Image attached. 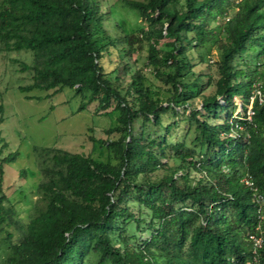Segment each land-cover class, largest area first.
<instances>
[{
  "label": "trees",
  "instance_id": "16d2710c",
  "mask_svg": "<svg viewBox=\"0 0 264 264\" xmlns=\"http://www.w3.org/2000/svg\"><path fill=\"white\" fill-rule=\"evenodd\" d=\"M121 1L148 27L109 34L102 42L97 0H0L2 48L31 53L30 62L18 66L31 72L20 91L49 90L47 97L67 86L83 97L78 111L89 102L103 114L117 111L105 137L89 135L105 147L107 160L32 145L39 176L25 223L4 205L0 186V264H246L247 234L257 222L264 254V203L259 219L241 180L250 175L264 195V0ZM143 44L146 64L168 84L165 104L142 86L139 69L121 86L101 64L108 45L122 59V52H139ZM210 48L218 75L212 92L203 94L209 77L201 80L192 67L207 60ZM255 88L263 100H252L247 120ZM198 95L196 108L190 103ZM234 96L241 116L231 112ZM176 107L187 108L194 121L191 144L166 141L178 118L165 122L162 116L179 114ZM218 112H224L219 121L207 120ZM16 156H0V185L3 165ZM158 168L162 173L152 178ZM127 202L136 204V212ZM130 222L147 235L127 243L123 234ZM3 224L17 229L15 240Z\"/></svg>",
  "mask_w": 264,
  "mask_h": 264
},
{
  "label": "rangeland",
  "instance_id": "374dc122",
  "mask_svg": "<svg viewBox=\"0 0 264 264\" xmlns=\"http://www.w3.org/2000/svg\"><path fill=\"white\" fill-rule=\"evenodd\" d=\"M99 10L103 12L100 29L96 32L97 37L102 42H107L109 34L119 35L121 31H134L142 27L147 29L148 23L144 21L136 9L129 8L121 0H97ZM106 34V35H105ZM123 53V52H122ZM120 54L122 59L118 58L116 48L108 45L106 52L101 57V64L108 76L114 82L124 86L129 80V76L139 69L143 77L142 86L146 87L153 98H157L166 103V98L170 95L168 84L163 83L156 77L149 64H146V44H143L139 52L131 55ZM211 55V56H210ZM215 52L210 48V53L205 62L197 63L192 68L194 72L201 74V80L209 77L210 84L204 88L203 94L211 93L213 90V80L218 73L215 69L213 59ZM31 53L27 50H4L0 44V156L8 151H16L17 156L14 160L3 165L1 174V191L6 196L3 202L6 206H11L14 210V216L19 223H25L35 198L34 184L38 180L37 165L32 153V145H55L64 149L86 153L98 160H107L109 155L104 146L98 142L92 141L89 135L95 138L106 136L104 128L116 123L115 116L117 111L108 114L95 111L94 102H89L86 108L78 111L76 108L83 97L75 93L72 88L64 86L59 91L45 97L49 92L43 89L33 88L29 91H20L19 85L30 81L29 70L20 71L18 66L20 62L29 63ZM126 64L125 68L121 64ZM117 75V79L116 76ZM26 96H31L27 98ZM35 96H38L36 98ZM234 107L231 108L233 115L241 116L242 109L240 99L237 96L233 98ZM200 96L191 100V105L199 108ZM219 102L223 100L219 98ZM180 111L177 115L166 112L162 119L170 122L178 118L166 132V141L173 143L183 141L185 144H191L194 133V121L189 120L188 109L176 107ZM218 118L209 117V122L219 121L224 112H218ZM137 127V122H135ZM162 131V128L161 130ZM154 135V133H152ZM24 169L22 175L20 170ZM162 169L158 168L150 176L158 177ZM140 177V176H139ZM128 207L136 212L135 203L127 202ZM141 216L148 217L146 209H142ZM4 225V228L12 233L11 239L15 240L17 229L12 224ZM143 226V223H140ZM133 222L127 224L123 236L127 243H132L137 236H146L147 232H138ZM1 231L0 234H4ZM114 243L121 245L117 236L113 235ZM90 258H93L90 256Z\"/></svg>",
  "mask_w": 264,
  "mask_h": 264
},
{
  "label": "built area",
  "instance_id": "2783aa9c",
  "mask_svg": "<svg viewBox=\"0 0 264 264\" xmlns=\"http://www.w3.org/2000/svg\"><path fill=\"white\" fill-rule=\"evenodd\" d=\"M253 99H256L258 102H261L263 100V97L261 96L257 88L253 90L252 94L249 95V98H248V104L246 105V110H245V115H246L245 117L247 120H250L251 115L253 113V110L251 108V102ZM226 170H227V167L223 166L222 171L225 172ZM241 180L245 185H247L250 188L253 201L256 204L255 210L257 213V217L261 219L262 217L261 209L264 203V195L255 186V184L250 178V175L248 174L243 175L241 177ZM202 223H204V221H202ZM247 241L249 244L251 258L250 260L246 262V264H264V254L259 255V251H258L259 249H261L263 245V231L260 228L259 222L255 224L253 231L247 234Z\"/></svg>",
  "mask_w": 264,
  "mask_h": 264
}]
</instances>
